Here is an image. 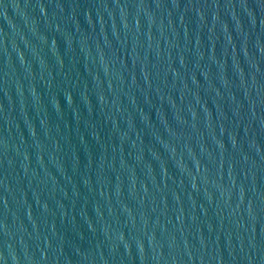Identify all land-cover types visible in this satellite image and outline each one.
<instances>
[{"label": "water", "instance_id": "water-1", "mask_svg": "<svg viewBox=\"0 0 264 264\" xmlns=\"http://www.w3.org/2000/svg\"><path fill=\"white\" fill-rule=\"evenodd\" d=\"M0 264H264V0H0Z\"/></svg>", "mask_w": 264, "mask_h": 264}]
</instances>
